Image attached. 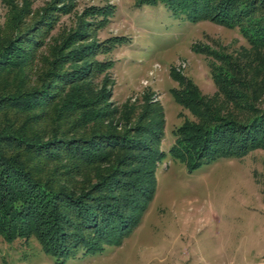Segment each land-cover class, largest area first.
<instances>
[{
  "label": "trees",
  "instance_id": "1",
  "mask_svg": "<svg viewBox=\"0 0 264 264\" xmlns=\"http://www.w3.org/2000/svg\"><path fill=\"white\" fill-rule=\"evenodd\" d=\"M143 2H161L193 22L237 26L252 49L245 64L221 53L214 101L203 99L190 79L179 80L184 89L174 90V97L196 121L175 129L169 153L195 169L264 148V109L256 105L264 95V0ZM23 15L14 14L0 33V235L9 242L36 236L47 253L61 258L98 250L105 241L121 244L157 192L163 109L146 108L132 127L128 111L123 131L107 129L101 121L108 112L93 87L104 71L91 59L96 44L74 48L83 36L74 33L65 44L73 48H53L51 70L36 74L47 45L33 31H21ZM78 128L90 132L71 136Z\"/></svg>",
  "mask_w": 264,
  "mask_h": 264
},
{
  "label": "rangeland",
  "instance_id": "2",
  "mask_svg": "<svg viewBox=\"0 0 264 264\" xmlns=\"http://www.w3.org/2000/svg\"><path fill=\"white\" fill-rule=\"evenodd\" d=\"M18 11L24 13L21 31H33L47 45L33 68L36 74L51 70L53 48L66 52L96 44L91 59L104 71L93 87L99 107L108 112L101 121L107 129L123 131L136 125L146 108L161 106L164 156L156 170V195L121 244L105 241L98 250L78 249L61 258L47 253L36 236L9 242L0 235V264H264V148L195 169L169 153L175 129L196 121L174 97V90L184 89L179 80L190 79L207 101L220 97L213 76L224 63L221 53L235 63L250 60L252 49L240 28L211 19L193 22L161 2L0 0V33ZM79 31L80 42L66 48ZM256 105L264 109V95ZM128 111L132 122L126 126ZM89 132L78 128L70 135Z\"/></svg>",
  "mask_w": 264,
  "mask_h": 264
}]
</instances>
